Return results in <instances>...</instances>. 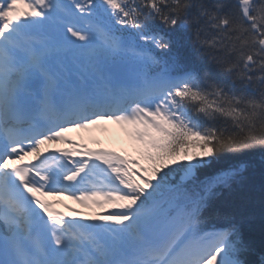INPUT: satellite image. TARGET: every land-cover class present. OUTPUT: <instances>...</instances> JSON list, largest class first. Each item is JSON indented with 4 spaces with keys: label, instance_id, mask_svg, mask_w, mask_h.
Returning <instances> with one entry per match:
<instances>
[{
    "label": "snow or ice",
    "instance_id": "6c2138e0",
    "mask_svg": "<svg viewBox=\"0 0 264 264\" xmlns=\"http://www.w3.org/2000/svg\"><path fill=\"white\" fill-rule=\"evenodd\" d=\"M175 34L198 63L173 54ZM102 121L147 166L45 154ZM255 149L264 0H0V264H264L234 220L208 215L243 165L206 170ZM65 195L114 210L69 218L46 199Z\"/></svg>",
    "mask_w": 264,
    "mask_h": 264
},
{
    "label": "trees",
    "instance_id": "16d2710c",
    "mask_svg": "<svg viewBox=\"0 0 264 264\" xmlns=\"http://www.w3.org/2000/svg\"><path fill=\"white\" fill-rule=\"evenodd\" d=\"M215 2V0H213ZM231 4L234 0H222ZM178 43L173 54L185 62L198 63L200 58L193 51L192 41L183 34H175ZM147 166V163L143 161ZM243 165L241 176L227 187L220 188L212 198L208 215L211 218L228 217L240 227L244 239L259 259L264 254V150L255 149L235 156H228L213 164L206 171L220 167Z\"/></svg>",
    "mask_w": 264,
    "mask_h": 264
},
{
    "label": "rangeland",
    "instance_id": "374dc122",
    "mask_svg": "<svg viewBox=\"0 0 264 264\" xmlns=\"http://www.w3.org/2000/svg\"><path fill=\"white\" fill-rule=\"evenodd\" d=\"M127 139H130V137L125 131V126L120 125L119 129H114L111 127L108 131L101 134L100 138H90L89 140L95 142L94 151L103 150L109 152H117L121 156H125ZM97 163L100 165H104L101 161H98ZM94 215L97 214L95 213Z\"/></svg>",
    "mask_w": 264,
    "mask_h": 264
},
{
    "label": "bare ground",
    "instance_id": "6f19581e",
    "mask_svg": "<svg viewBox=\"0 0 264 264\" xmlns=\"http://www.w3.org/2000/svg\"><path fill=\"white\" fill-rule=\"evenodd\" d=\"M112 123H114V127L119 128L117 123H115V122H112ZM67 133L69 135H74V132L72 130L68 131ZM77 140L78 139H76V141ZM78 142H79V140H78ZM62 143H65V142H62ZM77 146L83 147L81 144H77ZM59 209H60V212H63V213H67V212L73 211V204L71 202H69L67 199H64L63 203L59 205Z\"/></svg>",
    "mask_w": 264,
    "mask_h": 264
}]
</instances>
